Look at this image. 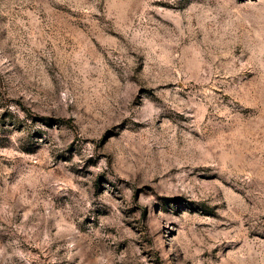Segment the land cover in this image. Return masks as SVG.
<instances>
[{"label":"rangeland","instance_id":"1","mask_svg":"<svg viewBox=\"0 0 264 264\" xmlns=\"http://www.w3.org/2000/svg\"><path fill=\"white\" fill-rule=\"evenodd\" d=\"M0 264H264V0H0Z\"/></svg>","mask_w":264,"mask_h":264}]
</instances>
